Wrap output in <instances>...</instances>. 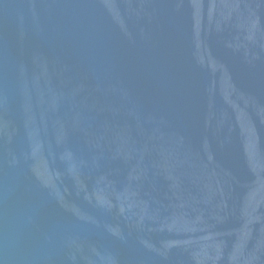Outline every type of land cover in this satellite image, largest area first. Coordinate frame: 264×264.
Segmentation results:
<instances>
[{
  "label": "water",
  "instance_id": "obj_1",
  "mask_svg": "<svg viewBox=\"0 0 264 264\" xmlns=\"http://www.w3.org/2000/svg\"><path fill=\"white\" fill-rule=\"evenodd\" d=\"M0 264H264V0H0Z\"/></svg>",
  "mask_w": 264,
  "mask_h": 264
}]
</instances>
